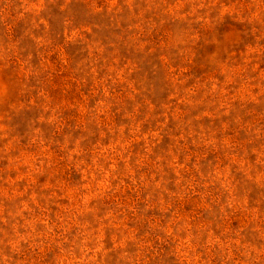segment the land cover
<instances>
[{
  "label": "rangeland",
  "instance_id": "obj_1",
  "mask_svg": "<svg viewBox=\"0 0 264 264\" xmlns=\"http://www.w3.org/2000/svg\"><path fill=\"white\" fill-rule=\"evenodd\" d=\"M0 264H264V0H0Z\"/></svg>",
  "mask_w": 264,
  "mask_h": 264
}]
</instances>
